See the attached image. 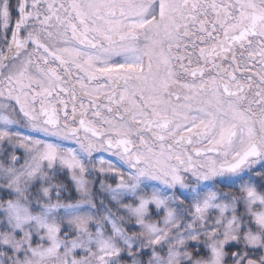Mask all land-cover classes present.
<instances>
[{
	"label": "snow or ice",
	"instance_id": "6c2138e0",
	"mask_svg": "<svg viewBox=\"0 0 264 264\" xmlns=\"http://www.w3.org/2000/svg\"><path fill=\"white\" fill-rule=\"evenodd\" d=\"M0 264H264V0H0Z\"/></svg>",
	"mask_w": 264,
	"mask_h": 264
}]
</instances>
